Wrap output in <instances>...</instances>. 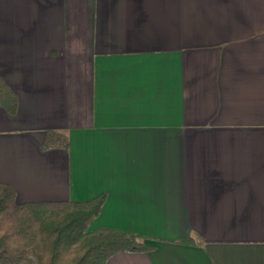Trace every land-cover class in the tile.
<instances>
[{
  "label": "crops",
  "instance_id": "1",
  "mask_svg": "<svg viewBox=\"0 0 264 264\" xmlns=\"http://www.w3.org/2000/svg\"><path fill=\"white\" fill-rule=\"evenodd\" d=\"M0 81L16 204L102 195L153 247L105 264H264V0H0Z\"/></svg>",
  "mask_w": 264,
  "mask_h": 264
},
{
  "label": "trees",
  "instance_id": "2",
  "mask_svg": "<svg viewBox=\"0 0 264 264\" xmlns=\"http://www.w3.org/2000/svg\"><path fill=\"white\" fill-rule=\"evenodd\" d=\"M0 81V105L15 103ZM67 148L64 132H46L41 150ZM103 196L85 202L16 204L14 192L0 184V264H105L119 252H148L153 247L135 234L89 229Z\"/></svg>",
  "mask_w": 264,
  "mask_h": 264
}]
</instances>
